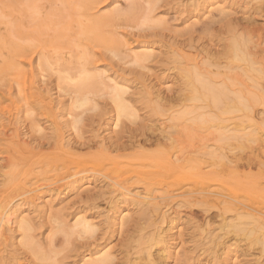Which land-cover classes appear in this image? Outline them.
Returning a JSON list of instances; mask_svg holds the SVG:
<instances>
[{"label":"rangeland","instance_id":"obj_1","mask_svg":"<svg viewBox=\"0 0 264 264\" xmlns=\"http://www.w3.org/2000/svg\"><path fill=\"white\" fill-rule=\"evenodd\" d=\"M7 210L0 264H264V0H0Z\"/></svg>","mask_w":264,"mask_h":264},{"label":"bare ground","instance_id":"obj_2","mask_svg":"<svg viewBox=\"0 0 264 264\" xmlns=\"http://www.w3.org/2000/svg\"><path fill=\"white\" fill-rule=\"evenodd\" d=\"M28 44V43H27ZM31 44V43H30ZM29 44V45H30ZM80 52V51H79ZM81 53V52H80ZM237 53H238V51H237ZM240 53V52H239ZM85 79V78H84ZM39 88V87H38ZM74 144H72V146H73ZM63 147V146H62ZM72 149V148H71ZM70 149V150H71ZM73 149H74V147H73ZM63 153H65V154H68L67 152H65V151H63ZM66 156H68V155H66ZM171 161V160H170ZM167 163V162H166ZM166 163H165V165H166ZM164 166V165H163ZM165 167H167V166H165ZM173 168V167H172ZM180 171V170H179ZM181 172V171H180ZM179 176V175H178ZM194 177V176H193ZM71 178V177H70ZM72 178H73V176H72ZM117 185V184H116ZM115 185V186H116ZM118 186V185H117ZM45 188H47V187H45ZM121 190V189H120ZM125 197V196H124ZM8 210L7 211H5L0 217H1V219H0V236H4V227H7V226H9L10 225V219H9V215H8ZM12 212V211H11ZM12 214V213H11ZM10 217H11V215H10ZM12 218V217H11ZM12 226V225H11ZM4 238V237H3ZM103 259V258H102ZM107 262V261H106ZM103 264H105V262L103 263Z\"/></svg>","mask_w":264,"mask_h":264}]
</instances>
